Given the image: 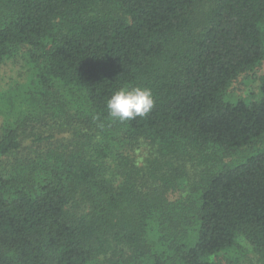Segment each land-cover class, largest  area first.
Listing matches in <instances>:
<instances>
[{"label": "trees", "instance_id": "obj_1", "mask_svg": "<svg viewBox=\"0 0 264 264\" xmlns=\"http://www.w3.org/2000/svg\"><path fill=\"white\" fill-rule=\"evenodd\" d=\"M29 65L0 126V264H264V0H0V65ZM150 89L120 122L107 101ZM14 100V99H13ZM235 158L233 159V157Z\"/></svg>", "mask_w": 264, "mask_h": 264}, {"label": "rangeland", "instance_id": "obj_2", "mask_svg": "<svg viewBox=\"0 0 264 264\" xmlns=\"http://www.w3.org/2000/svg\"><path fill=\"white\" fill-rule=\"evenodd\" d=\"M29 65L23 55L6 60L0 65V126L17 120L20 111L25 108L26 88L29 84ZM264 73V61L253 71L237 77L230 85L227 98L230 100L245 99L249 102L259 99L260 77ZM14 99V100H13ZM264 153V135L253 143V146L237 153V158L243 154ZM235 156L233 157V159ZM240 247L215 257L218 264H262L258 258L247 250L246 243L240 241Z\"/></svg>", "mask_w": 264, "mask_h": 264}, {"label": "clouds", "instance_id": "obj_3", "mask_svg": "<svg viewBox=\"0 0 264 264\" xmlns=\"http://www.w3.org/2000/svg\"><path fill=\"white\" fill-rule=\"evenodd\" d=\"M150 89L141 87L122 88L107 101L110 117L120 122L147 116L154 107Z\"/></svg>", "mask_w": 264, "mask_h": 264}]
</instances>
